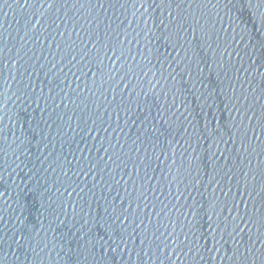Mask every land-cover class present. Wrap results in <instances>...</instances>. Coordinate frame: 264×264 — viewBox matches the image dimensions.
<instances>
[{"label": "water", "instance_id": "95a60500", "mask_svg": "<svg viewBox=\"0 0 264 264\" xmlns=\"http://www.w3.org/2000/svg\"><path fill=\"white\" fill-rule=\"evenodd\" d=\"M0 264H264V0H0Z\"/></svg>", "mask_w": 264, "mask_h": 264}]
</instances>
